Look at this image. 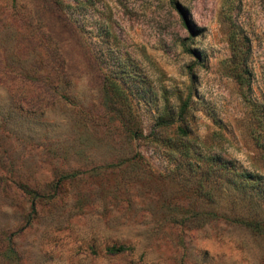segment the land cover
I'll use <instances>...</instances> for the list:
<instances>
[{
    "label": "rangeland",
    "instance_id": "rangeland-1",
    "mask_svg": "<svg viewBox=\"0 0 264 264\" xmlns=\"http://www.w3.org/2000/svg\"><path fill=\"white\" fill-rule=\"evenodd\" d=\"M253 132L264 0H0V264H264Z\"/></svg>",
    "mask_w": 264,
    "mask_h": 264
},
{
    "label": "trees",
    "instance_id": "trees-1",
    "mask_svg": "<svg viewBox=\"0 0 264 264\" xmlns=\"http://www.w3.org/2000/svg\"><path fill=\"white\" fill-rule=\"evenodd\" d=\"M229 46H230V59L228 69L237 83L241 91H245L249 87V46L248 43L243 39L239 32L233 31L229 35ZM244 94V93H243ZM246 95V94H245ZM246 98V97H244ZM187 106V105H186ZM251 110L253 111L254 119L259 123L260 120L258 111L255 105H250ZM255 113V114H254ZM253 140L255 141L257 147L264 151V137L258 132H253ZM245 178L247 184L251 183L254 180L251 175H240Z\"/></svg>",
    "mask_w": 264,
    "mask_h": 264
}]
</instances>
